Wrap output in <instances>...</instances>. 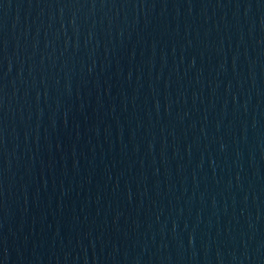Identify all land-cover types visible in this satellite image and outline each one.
Masks as SVG:
<instances>
[{"label":"water","instance_id":"95a60500","mask_svg":"<svg viewBox=\"0 0 264 264\" xmlns=\"http://www.w3.org/2000/svg\"><path fill=\"white\" fill-rule=\"evenodd\" d=\"M0 264H264V0H0Z\"/></svg>","mask_w":264,"mask_h":264}]
</instances>
